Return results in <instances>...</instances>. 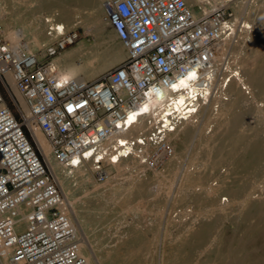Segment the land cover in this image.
<instances>
[{
    "label": "built area",
    "instance_id": "1",
    "mask_svg": "<svg viewBox=\"0 0 264 264\" xmlns=\"http://www.w3.org/2000/svg\"><path fill=\"white\" fill-rule=\"evenodd\" d=\"M205 7L196 14L185 0H106L105 21L127 58L93 81L68 79L54 63L80 39L77 31L29 52L0 26V264H89L38 132L60 166L92 169L104 183L127 159L161 168L183 122L211 96L228 101L241 73L228 50L251 29L229 6ZM186 78L205 96L183 88ZM181 94L187 103L178 109Z\"/></svg>",
    "mask_w": 264,
    "mask_h": 264
},
{
    "label": "bare ground",
    "instance_id": "2",
    "mask_svg": "<svg viewBox=\"0 0 264 264\" xmlns=\"http://www.w3.org/2000/svg\"><path fill=\"white\" fill-rule=\"evenodd\" d=\"M30 1H39L40 4H29L35 5L36 9L23 20L18 17L16 23L21 24V29L14 30L12 33L10 32L12 30H9L10 34H7L16 46L22 44L21 37L25 39L29 52L43 47L50 36L59 38L70 33L76 28V18L81 16L83 12L91 19H96L94 23L97 28L102 25V20L97 19L100 11L103 10L104 13V5L102 6L101 0ZM185 1L193 8L202 2L206 5L205 10L207 11L211 8L208 7L209 4L233 6L236 15L234 21H240L241 17H245L246 20L243 21L245 28L251 29V31L243 30L244 41L242 44L244 46L236 45L234 47L236 55L245 50L246 55L240 57L243 69L237 77H234L226 92L228 101L225 102L220 98L211 96L207 99L206 108L205 106L201 107L202 112H200V109L191 119L183 122L171 136L170 140L173 144L174 155L171 158L172 161L168 162L167 171L164 174L171 177L172 187L178 181L176 183L178 184L176 186L177 193L180 198L189 199L192 206L188 207L191 210H186L188 214L180 219H176L177 217L174 216L166 220L165 233H170L173 229L180 231V241L181 245L184 246V250L173 252V255H170L167 259L164 258L163 264H216L219 259L222 261L221 264H225V262L228 264H264V261L259 259L262 251L264 254V247L254 241L259 232L264 235V191L261 190L257 194L256 185L250 188H242L239 180L236 179V176L241 175L243 167L256 165L264 157V147L255 149L248 145L240 150L227 149L239 140L240 133L237 131V127L243 113L253 112L261 118L264 117V109L262 108L264 105L259 104V100L264 98V0ZM254 25H258L262 30L263 35L258 39L252 37ZM51 29L54 30V33L50 35L48 31ZM8 32L6 31V33ZM89 51L90 47L87 43H78L55 58L54 63L64 77L89 81L105 75L110 67L120 63L125 57V53L118 50L112 60L96 62V58L87 59ZM79 60H82L81 65ZM182 86L183 88L192 89L193 94L202 92V95L205 96L204 91L195 90L196 88L189 78L182 81ZM244 88L250 91L249 94L244 91ZM168 95V93H163L156 101L155 106H161L163 98H167ZM176 100L178 109L187 103V97L183 94L179 95ZM203 112H205L204 116H202ZM136 134V132H133L131 135L135 136ZM36 138L47 156L52 170L54 171L55 168L56 173L55 171L54 173L57 175L66 198L73 207V223L81 240L80 254L89 264H93L88 231L95 220L88 212H91L93 207L99 212L100 207L104 208V206L99 205H104V203L101 204L98 200L91 199L88 196L84 199L78 198L75 195L74 183H93L91 195L94 196L105 195L107 192L109 194L115 193V191L111 192V190H114L113 185L122 179L130 180L132 185L135 182L141 184L139 188V191H141L145 188L142 184L147 183L152 177L146 175L148 167L142 159L124 160L114 167L117 171L115 176L101 185H97L92 180V176H94L92 169L77 168L70 170L60 166L51 155L45 137L38 132ZM199 155H202V158H199ZM186 158L188 159V165L186 164V168L184 167L185 169L180 172L181 166H183L182 163ZM197 159L201 160L200 165H195ZM153 172L155 173L154 170ZM199 203L205 204L206 209H209L208 213H205L207 215H201L202 213L199 211L195 212L194 208ZM127 208L131 209V214H141L137 213L140 206H129ZM120 215L117 214V218H122L126 214L123 213L122 217ZM213 215L229 217L238 223L239 228L233 233V238L228 237L225 241H220V237L213 239L210 246L211 252L207 257H203L202 252L198 255V258L190 261L187 258L190 253L189 243L204 239V233L210 227L208 218ZM118 222H122V219ZM126 232L122 238H131L130 231L126 230ZM94 253L96 256V252Z\"/></svg>",
    "mask_w": 264,
    "mask_h": 264
},
{
    "label": "rangeland",
    "instance_id": "3",
    "mask_svg": "<svg viewBox=\"0 0 264 264\" xmlns=\"http://www.w3.org/2000/svg\"><path fill=\"white\" fill-rule=\"evenodd\" d=\"M105 2L106 0H101L102 6ZM29 4H40V2L30 0H0V26H2V28L7 32L12 30L10 31L11 33L14 32V30H20L22 26L21 24L16 23V19L19 17L23 20L29 17L36 9L35 5ZM200 4L195 5L194 8L191 7L196 14L201 12L203 3L201 2ZM229 7L233 11L235 17L236 15L233 6ZM104 16L105 14L103 13V10L98 13L97 19L100 21L102 20V25L98 28L94 23L96 19H91L85 14V12H83L81 16H78L75 22L76 28L72 31H77L80 34V40L74 45L69 46L62 52V54H64L68 49L76 46L78 43L85 42L90 47L87 59L96 58V62L112 60L118 50H122L125 53V57L122 61L110 67L108 72L121 64L127 58V51L115 32L106 23ZM245 20V17L240 18V21ZM7 34L10 33L8 32ZM262 35V30L258 27V25H254L252 37L258 39ZM240 36L239 43L236 45L244 46V44H242L244 41L243 34L241 33ZM20 39L22 44L23 42L26 43L25 39L22 37ZM57 39L58 38L56 37L50 36V39L43 45V47L35 49L33 52L42 50L45 46L54 43ZM236 45L230 46L228 53L232 58L233 66L242 71V60L240 57H244L246 55V50L241 52L239 55H236V53H234V47ZM79 63L81 65L82 60H79ZM259 104L264 105V98L259 100ZM262 108L264 109V106H262ZM202 111L203 110L201 109L200 112ZM204 113L205 112H203L202 116H204ZM239 123L240 124H238L237 127V131L240 133L239 140L236 144L227 147V149L234 148L236 150H240L244 149L248 145L255 149L263 148L264 117L261 118L256 113L247 112L242 114ZM187 158L184 161L185 163H182L183 166H181L180 172H182V170L188 165ZM199 158H202V155ZM170 159H168L161 168L154 170L155 173L149 168L146 169V175L152 177L147 183L142 184L145 188L141 191H139L141 184L135 182L132 185L130 180L122 179L121 181L114 183V190H111V192L115 191V193L109 194L107 192L105 195L94 196L91 195L92 188L94 186L93 183H74L75 195L78 198L80 197V199H84L88 196L91 199L98 200L101 204L104 203V205H99L104 206V208L100 207L101 209L99 212L96 211L93 206V210L88 212L95 220L94 224L90 225L88 231L90 242L92 243H90V246L92 250L93 264H163L164 258L167 259L170 255H173V252L176 253L178 250H184V246L181 245L180 241V231L173 229L170 233H165L166 220L174 216L175 218L177 217L176 219H180L184 215L188 214L186 210H191V208L188 207L192 206V202L189 199L184 200L180 198V195L177 193L176 186L178 184L176 183L178 181H176L175 186L172 187L173 182L171 177L164 174L167 171L166 166L168 162L172 161V159ZM259 161L256 165L243 167V169H241V175L236 176V179L239 180L242 188H250L253 185H256L257 194H259V191L261 190L264 191V157H262ZM200 164L201 160L197 159L195 165ZM115 170L116 168L112 170L111 177L115 176L117 173ZM92 180L97 185L102 184L98 183L94 176H92ZM129 206H140L137 213L141 214H131V209L127 208ZM206 208L205 204L199 203L194 209L195 212L199 211L202 213L201 215H204L209 211V209ZM203 209L206 210L201 211ZM123 213L126 214L124 217H122ZM117 214H121L120 217L122 218H117ZM220 216L213 215L208 218L210 227L208 231L204 233L203 240L189 243V246L187 245L190 251L187 258L190 261L198 258V255L202 252L203 257H207V255L211 252L210 246L213 239L220 237V241H225L228 237L233 238V233H235V231L239 228L237 225L238 223L234 222L233 219L229 217ZM121 219L122 222L119 223L118 220ZM126 230L130 231V235L132 234L129 239L122 238ZM261 231H263V229ZM254 241L264 247V235L261 232L258 233V237ZM93 250L96 252V256ZM259 259L260 261H264L263 251L259 256ZM217 261L218 262H216V264H221L220 262H222L220 259ZM225 264L228 263L225 262Z\"/></svg>",
    "mask_w": 264,
    "mask_h": 264
}]
</instances>
